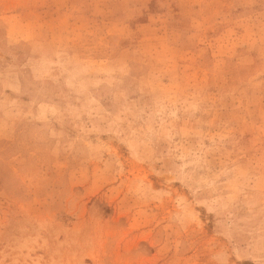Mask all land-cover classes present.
<instances>
[{
	"label": "rangeland",
	"instance_id": "rangeland-1",
	"mask_svg": "<svg viewBox=\"0 0 264 264\" xmlns=\"http://www.w3.org/2000/svg\"><path fill=\"white\" fill-rule=\"evenodd\" d=\"M0 264H264V0H0Z\"/></svg>",
	"mask_w": 264,
	"mask_h": 264
}]
</instances>
